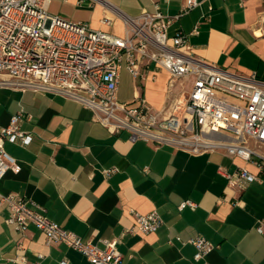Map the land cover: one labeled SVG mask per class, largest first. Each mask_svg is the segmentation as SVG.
<instances>
[{"label": "crops", "instance_id": "0c3cea01", "mask_svg": "<svg viewBox=\"0 0 264 264\" xmlns=\"http://www.w3.org/2000/svg\"><path fill=\"white\" fill-rule=\"evenodd\" d=\"M184 0H50L47 11L92 29L114 35L124 32V16L156 9L172 16ZM202 15H207L203 19ZM107 19L108 23L103 22ZM195 55L233 72L264 77V0H199L174 19L167 35L189 32ZM144 79L133 80L130 96L120 90L117 100L131 101L137 89L155 109L163 106L168 75L150 64ZM154 73L155 78L150 79ZM135 84L137 86H135ZM30 115L20 129L32 135L23 146L6 141L4 149L20 166L0 179V194L17 193L44 209L60 227L102 247L116 241L121 264H187L195 251L188 239L202 235L216 245L209 264H264V172L254 162L215 149L192 154L171 145L131 140L126 130L111 132L94 111L57 92L0 86V126L17 112ZM264 155V153H260ZM242 167L257 174L244 187H231L222 172ZM104 169H113L105 175ZM189 199L196 203L179 210ZM156 211L162 220L153 232L130 233L133 213ZM8 210L0 200V264H91L63 243L46 244L33 225L24 234L5 222ZM179 238V239H177ZM17 243L25 263L15 261ZM43 257L38 259L37 255Z\"/></svg>", "mask_w": 264, "mask_h": 264}, {"label": "built area", "instance_id": "2783aa9c", "mask_svg": "<svg viewBox=\"0 0 264 264\" xmlns=\"http://www.w3.org/2000/svg\"><path fill=\"white\" fill-rule=\"evenodd\" d=\"M49 2L0 0V86L52 91L74 98L91 108L111 132L126 130L131 140L171 145L192 154L220 149L228 156L250 162L256 156L258 173L264 172V155L254 147L264 146V77L217 67L195 55L188 37L197 33V25L189 32L179 30L167 35L170 23L197 6L199 0H184L180 11L172 16L157 9L135 17L124 16L122 35L49 14ZM202 17L206 19L207 15ZM123 62L135 82L144 79L142 70L150 64L166 71V97L160 109L153 108L138 89L131 101L117 100ZM154 78L152 73L150 79ZM29 118L19 111L10 116L7 125L0 126V179L7 170L20 169L4 143L27 145L32 135L20 129V122ZM112 170L104 169L102 173L107 175ZM222 174L231 187L242 188L257 180V174L242 167ZM0 200L8 210L5 222L21 235L33 225L48 245L63 243L91 264H121L115 240L103 239L102 247L84 241L17 193L0 194ZM187 206L194 209L196 203L185 199L177 208ZM133 215L130 233L153 232L162 223L156 211ZM256 230L264 233V219H258ZM187 242L195 249L187 264H209L205 256L216 245L202 235ZM16 252L15 261L25 263L20 243Z\"/></svg>", "mask_w": 264, "mask_h": 264}, {"label": "rangeland", "instance_id": "374dc122", "mask_svg": "<svg viewBox=\"0 0 264 264\" xmlns=\"http://www.w3.org/2000/svg\"><path fill=\"white\" fill-rule=\"evenodd\" d=\"M123 64H124V62H123ZM121 84L122 85L120 87V90H122L124 94H127L130 96L132 88H133V78L131 77V75L129 73H126L123 75V81ZM135 86H137V85L135 84ZM250 144L253 145V143H251V142H250ZM254 147L260 153H264V146L255 145Z\"/></svg>", "mask_w": 264, "mask_h": 264}]
</instances>
